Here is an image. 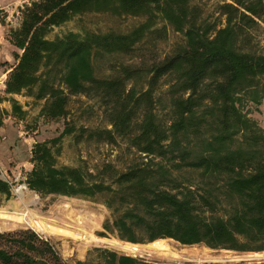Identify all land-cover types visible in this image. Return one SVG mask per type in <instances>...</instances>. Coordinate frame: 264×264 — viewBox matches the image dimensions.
Listing matches in <instances>:
<instances>
[{
	"label": "trees",
	"instance_id": "trees-1",
	"mask_svg": "<svg viewBox=\"0 0 264 264\" xmlns=\"http://www.w3.org/2000/svg\"><path fill=\"white\" fill-rule=\"evenodd\" d=\"M192 0H31L20 8L19 23L8 33L14 65L3 93L13 113L23 115L13 98L26 92L43 100L40 114L66 115L69 95L99 98L109 128L86 130L88 139L124 138L143 160L123 171L95 173L60 165L65 128L36 141L23 183L40 196L93 198L107 194L111 219L101 236L132 244L173 239L211 249L264 251V129L242 110V101L264 99V53L246 48L249 29L264 16V0H232L220 5L224 23L205 26ZM85 13L144 17L125 32L114 30L48 34ZM166 22L183 42L162 60L136 67L121 64L104 76L93 61L129 54L149 35L161 36ZM167 78L169 122L153 111L155 92ZM82 135V134H81ZM158 158L157 161H153ZM181 172L198 174L183 182ZM107 173L110 181L100 179ZM11 186L0 177V204ZM0 264H66L50 242L30 228L0 232ZM77 264H167L146 261L107 248H94Z\"/></svg>",
	"mask_w": 264,
	"mask_h": 264
},
{
	"label": "rangeland",
	"instance_id": "rangeland-1",
	"mask_svg": "<svg viewBox=\"0 0 264 264\" xmlns=\"http://www.w3.org/2000/svg\"><path fill=\"white\" fill-rule=\"evenodd\" d=\"M29 2L31 0H28ZM246 1V0H243ZM232 0H192L190 5L198 17L199 23L218 27L223 25L224 16L220 12V5ZM27 2L20 0L18 5L8 11L2 8L1 20L5 18L11 28H16L19 23L20 5ZM2 15V16H1ZM144 20V17L130 15H112L109 13H85L72 18L70 21L54 27L48 34L49 38L61 36L67 32H82L84 30L107 31L114 30L125 32ZM155 27L163 28L165 32L159 37L149 35L139 43L129 54L105 55L93 61L95 74L108 75L121 64L143 67L162 60L165 56L183 42L182 34L175 32L166 22L160 18ZM5 22V21H4ZM0 32V98H5L2 81L7 72L14 65L13 52H19L10 46L6 40H1ZM246 48L264 53V16L258 20V25L249 29L245 39ZM167 78H162L155 92L153 111L157 120L168 125L169 122V94ZM24 111L23 115L12 112L11 107H0V177L8 181L11 186V198L0 204V226H3L4 218L9 213H28L27 219H37L49 225H55L67 229L65 235L51 234L38 229L31 221L15 223L8 228H0V232H12L30 228L44 239L50 240L60 257L66 264H77V261L87 259L89 251L94 248H107L117 253H125L111 248L102 243L91 241L94 235L98 238L117 239L114 235L101 236L102 224L111 219L110 210L106 207L107 194H97L93 198L65 197L60 195L40 196L27 189L23 183L25 173L31 168L30 151L36 141L56 136L65 128L72 126L73 132L65 135L61 143V152L58 157L60 165L79 166L92 173L96 170L110 169L123 171L143 158V154L137 152L124 138L115 136V141L106 142L88 139L86 130L109 128L108 117L104 105L99 98L83 95H69L66 107V115L59 119L50 120L40 114L43 100H37L23 92L13 95ZM10 104V103H9ZM242 110L260 128L264 129V99L255 105L248 99L242 101ZM82 134V135H81ZM154 158L153 161H157ZM100 179L109 182L107 173H100ZM180 179L183 182H197V173L181 172ZM74 233V234H73ZM121 241V240H120ZM167 246L173 252L198 253L207 256V259L197 261L195 259L180 260L168 257L162 253L148 256H133L146 261L167 264H264V251L238 252L225 249H211L202 244L182 245L173 239L166 238ZM143 243L140 245H146ZM230 255V259H215L220 256Z\"/></svg>",
	"mask_w": 264,
	"mask_h": 264
},
{
	"label": "bare ground",
	"instance_id": "bare-ground-1",
	"mask_svg": "<svg viewBox=\"0 0 264 264\" xmlns=\"http://www.w3.org/2000/svg\"><path fill=\"white\" fill-rule=\"evenodd\" d=\"M27 215L28 213H24V212L9 213L6 215V217L5 216L2 217L4 218L5 224L3 226H0V228H8L10 225H13L15 223L31 221L38 229L45 230L46 232L51 233V234L65 235L69 232L67 229L63 227L49 225L44 222L38 221L37 219H34L33 217L31 219H27ZM90 240L110 246L111 248H114L116 250L129 253L133 256H145V255L148 256V255H155L158 253H162L168 257H171L174 259H180V260L195 259L197 261L199 260L202 261L203 259H207V256L203 254L173 252L169 249V247L165 243L166 239H157V240L147 243L146 245L132 244V243L120 241L117 239L98 238L94 235L90 238ZM255 254L257 253L255 252ZM224 258L230 259L232 257L230 255L228 256L224 255V256L216 257L215 259H224Z\"/></svg>",
	"mask_w": 264,
	"mask_h": 264
},
{
	"label": "crops",
	"instance_id": "crops-1",
	"mask_svg": "<svg viewBox=\"0 0 264 264\" xmlns=\"http://www.w3.org/2000/svg\"><path fill=\"white\" fill-rule=\"evenodd\" d=\"M23 1V0H22ZM27 3H29V1L28 0H25ZM20 2V0H0V10L2 9V8H5L6 10H8L9 12L10 11H12L17 5H18V3ZM1 13H4V11H0V14ZM2 16V15H1ZM5 21V22H4ZM7 22V20H6V15H5V18L3 19V20H1V18H0V32H1V34H3V37H1V40L3 39V40H6V42L8 43V44H10V42H9V37H8V33H9V31H10V29H12L11 28V26L10 25H8V24H5ZM10 46H12L11 44H10ZM1 106H3V107H5L6 109H8L9 107H10V104H9V102L8 101H6V100H2L1 102H0V107Z\"/></svg>",
	"mask_w": 264,
	"mask_h": 264
},
{
	"label": "built area",
	"instance_id": "built-area-1",
	"mask_svg": "<svg viewBox=\"0 0 264 264\" xmlns=\"http://www.w3.org/2000/svg\"><path fill=\"white\" fill-rule=\"evenodd\" d=\"M20 7L22 8V6L20 5ZM16 14L18 15V14H20V12L19 11H16ZM4 80L2 81V88H3V86H4Z\"/></svg>",
	"mask_w": 264,
	"mask_h": 264
}]
</instances>
